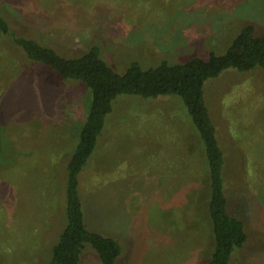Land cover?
Returning <instances> with one entry per match:
<instances>
[{"label": "rangeland", "instance_id": "1", "mask_svg": "<svg viewBox=\"0 0 264 264\" xmlns=\"http://www.w3.org/2000/svg\"><path fill=\"white\" fill-rule=\"evenodd\" d=\"M0 14L12 39L66 57L97 45L118 73L222 54L247 23L264 32V0H0ZM3 37L0 264H50L90 94ZM204 97L226 151V197L248 234L231 264H264V69L225 70L206 81ZM107 117L79 174L87 226L117 239L116 264H206L208 168L182 100L120 95ZM80 264H101L90 245Z\"/></svg>", "mask_w": 264, "mask_h": 264}, {"label": "trees", "instance_id": "2", "mask_svg": "<svg viewBox=\"0 0 264 264\" xmlns=\"http://www.w3.org/2000/svg\"><path fill=\"white\" fill-rule=\"evenodd\" d=\"M11 33L8 21L0 14V41L2 36H10L31 61L49 66L64 79L82 82L90 94L88 112L66 165L65 223L52 244L50 264H80L87 245L101 264H116L120 257L117 239L87 226L78 195L79 174L93 154L107 116L120 95L146 99L176 95L182 100L202 143L208 168L207 214L212 244L206 264H231L235 252L245 246L248 234L243 219L231 212L226 197L223 175L226 151L219 143L218 127L206 106L204 86L208 79L230 68L241 72L264 69V32L247 23L222 54L210 52L207 58L193 57L173 64L163 61L150 68L134 63L124 73L115 71L101 57L97 45L79 57H66L33 38L12 39Z\"/></svg>", "mask_w": 264, "mask_h": 264}, {"label": "crops", "instance_id": "3", "mask_svg": "<svg viewBox=\"0 0 264 264\" xmlns=\"http://www.w3.org/2000/svg\"><path fill=\"white\" fill-rule=\"evenodd\" d=\"M206 170H207V167H206Z\"/></svg>", "mask_w": 264, "mask_h": 264}]
</instances>
